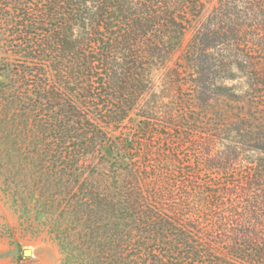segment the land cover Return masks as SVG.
I'll list each match as a JSON object with an SVG mask.
<instances>
[{
    "label": "trees",
    "instance_id": "obj_1",
    "mask_svg": "<svg viewBox=\"0 0 264 264\" xmlns=\"http://www.w3.org/2000/svg\"><path fill=\"white\" fill-rule=\"evenodd\" d=\"M211 1L0 0V186L62 264H264V0Z\"/></svg>",
    "mask_w": 264,
    "mask_h": 264
},
{
    "label": "rangeland",
    "instance_id": "obj_2",
    "mask_svg": "<svg viewBox=\"0 0 264 264\" xmlns=\"http://www.w3.org/2000/svg\"><path fill=\"white\" fill-rule=\"evenodd\" d=\"M217 0L207 4L209 15ZM191 34L186 37L189 41ZM60 245L47 235L33 236L24 232L18 215L0 186V264H62Z\"/></svg>",
    "mask_w": 264,
    "mask_h": 264
}]
</instances>
